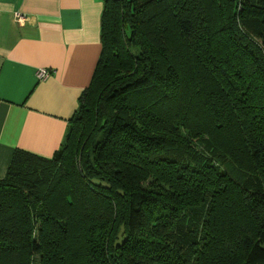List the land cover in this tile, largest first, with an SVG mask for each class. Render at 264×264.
Returning <instances> with one entry per match:
<instances>
[{
    "label": "trees",
    "instance_id": "obj_1",
    "mask_svg": "<svg viewBox=\"0 0 264 264\" xmlns=\"http://www.w3.org/2000/svg\"><path fill=\"white\" fill-rule=\"evenodd\" d=\"M101 43L0 180V264H264V0H104Z\"/></svg>",
    "mask_w": 264,
    "mask_h": 264
},
{
    "label": "crops",
    "instance_id": "obj_2",
    "mask_svg": "<svg viewBox=\"0 0 264 264\" xmlns=\"http://www.w3.org/2000/svg\"><path fill=\"white\" fill-rule=\"evenodd\" d=\"M103 10L104 0H0V180L15 151L60 149L100 59Z\"/></svg>",
    "mask_w": 264,
    "mask_h": 264
},
{
    "label": "built area",
    "instance_id": "obj_3",
    "mask_svg": "<svg viewBox=\"0 0 264 264\" xmlns=\"http://www.w3.org/2000/svg\"><path fill=\"white\" fill-rule=\"evenodd\" d=\"M17 21L20 22V24H22L25 21V18L23 16H17ZM51 76V72L47 71V70H40V72L38 73V78L39 80H46Z\"/></svg>",
    "mask_w": 264,
    "mask_h": 264
}]
</instances>
